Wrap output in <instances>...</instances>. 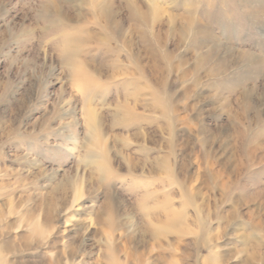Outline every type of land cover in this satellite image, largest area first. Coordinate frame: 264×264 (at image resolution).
<instances>
[{
    "label": "rangeland",
    "instance_id": "1",
    "mask_svg": "<svg viewBox=\"0 0 264 264\" xmlns=\"http://www.w3.org/2000/svg\"><path fill=\"white\" fill-rule=\"evenodd\" d=\"M125 2L0 0V264H264V0Z\"/></svg>",
    "mask_w": 264,
    "mask_h": 264
},
{
    "label": "bare ground",
    "instance_id": "2",
    "mask_svg": "<svg viewBox=\"0 0 264 264\" xmlns=\"http://www.w3.org/2000/svg\"><path fill=\"white\" fill-rule=\"evenodd\" d=\"M54 1V0H53ZM76 1V0H75ZM126 2H125V5H126V7L128 8V12H129V18L131 19V21H133L134 23H142V24H147L148 22V19H149V14L153 11V12H156L157 14L160 12V11H158V9H157V7H155L154 6V8H150V6H148V8H147V12L145 13V14H143V13H141L140 11H139V14H138V12H137V10H136V7L134 6V4L131 2V0H125ZM241 1H244V0H241ZM72 3V2H71ZM240 4H241V2H239ZM249 3V2H248ZM89 4H90V9H88L89 11H88V13L90 14V15H93L94 17H97L98 19H102L103 21H104V23H106V24H108L110 27L111 26H115V25H118V21H117V14H116V12L114 11V8H113V6H114V4H113V0H89ZM237 4V3H236ZM254 4H256V3H254ZM242 5V4H241ZM243 6V5H242ZM245 6V5H244ZM244 6H243V8H244ZM248 6V5H247ZM239 7H241V6H239ZM150 8V9H149ZM249 8V7H248ZM155 9V10H154ZM152 10V11H151ZM242 10V9H241ZM248 10V9H247ZM252 11V10H251ZM185 12H186V10H185ZM187 12H189V11H187ZM194 12V11H193ZM245 12V11H244ZM254 12V11H253ZM60 12L58 11V9H56V14H59ZM247 13V12H246ZM258 13V12H257ZM257 13L256 12H254V13H251V16H253V18L255 19V20H259L258 19V17H257ZM185 14H187V13H185ZM184 13L183 14H181V16H180V18L179 19H182L183 17L185 18V15ZM244 14V13H243ZM249 14V13H248ZM263 14V13H262ZM151 15V14H150ZM191 14L189 13V14H187L186 16H187V19L190 21V16ZM199 16V15H198ZM202 16V15H201ZM204 16H206V15H204ZM264 16V15H263ZM248 17H249V15H248ZM160 18L161 17H159V20H160ZM206 18V17H205ZM227 18V17H226ZM250 19V18H249ZM253 19V20H254ZM156 20H157V18H156ZM185 20H186V18H185ZM203 20V19H202ZM205 20V19H204ZM159 22V21H158ZM175 23V18L174 19H171V18H169V23ZM205 22V21H204ZM228 22V21H227ZM185 23V25H186V23L188 24V25H186L185 27H187L188 29L187 30H191V31H194V36L195 37H199V34H203L204 32H203V29H205L201 24H200V22H199V20H197V18H196V20H193V19H191V21L188 23V21L186 20V22H184ZM172 27H173V25H171ZM209 26V25H208ZM106 29V28H105ZM208 29V28H207ZM102 30V29H101ZM107 30V29H106ZM186 30V29H185ZM232 30V29H231ZM263 30V29H262ZM209 31V30H208ZM189 32V31H188ZM264 32V31H263ZM90 33V32H89ZM206 34V33H205ZM264 33H262V35H263ZM138 35V34H137ZM215 36V35H214ZM213 36V37H214ZM212 37V36H211ZM210 37V38H211ZM262 37V36H261ZM200 38H201V36H200ZM200 38H198V39H200ZM93 40H94V38H92ZM202 39V38H201ZM212 39V38H211ZM187 40V39H186ZM190 40V39H189ZM203 40H204V38H203ZM218 40H221L220 38L218 39ZM181 41V40H180ZM193 41V40H192ZM223 40H221V42H222ZM229 42V41H228ZM231 42V41H230ZM67 44H70V42H66ZM129 43L131 44L132 43V41L130 40L129 41ZM66 44V45H67ZM198 44H199V42H198ZM200 44H202V43H200ZM205 44V43H204ZM224 44V43H223ZM226 45V44H225ZM227 45H229V44H227ZM233 45V44H232ZM130 46H132V45H129V47ZM235 50V49H234ZM241 53H243L242 51H241ZM247 53V52H246ZM130 57H131V55H130ZM264 57V56H263ZM133 59V58H132ZM256 60H258V59H256ZM137 61V60H136ZM89 62V61H88ZM90 62H92L91 60H90ZM89 62V63H90ZM81 65L82 66H87V67H89V64L87 63V62H85V60L83 61V62H81ZM91 66V65H90ZM91 68V67H90ZM84 69V68H83ZM87 71V70H86ZM77 74H78V72H77ZM88 208H89V213L91 214V213H94V210H93V208H92V206H87ZM86 241H84V243H85ZM96 248H98V247H96V246H94V248L93 249H96ZM93 249H91V251L90 252H88L87 254H85V256L83 257V259L85 260L86 258L85 257H87V258H90L92 255H93V253L92 252H94L93 251ZM82 259V260H83ZM59 261H57V263H58ZM74 264H84V262L83 261H78L77 263H74Z\"/></svg>",
    "mask_w": 264,
    "mask_h": 264
}]
</instances>
